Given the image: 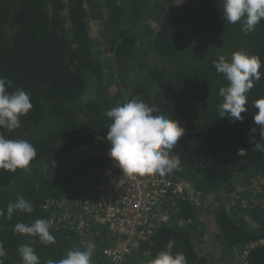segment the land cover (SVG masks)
<instances>
[{
    "label": "trees",
    "instance_id": "16d2710c",
    "mask_svg": "<svg viewBox=\"0 0 264 264\" xmlns=\"http://www.w3.org/2000/svg\"><path fill=\"white\" fill-rule=\"evenodd\" d=\"M153 1L0 0V77L13 82L10 91L25 90L33 105L19 128L0 131L31 142L37 152L27 170L0 169V209L6 213L18 196L34 208L16 211L11 220L0 217L5 264H22L18 248L29 241L40 264L85 249L77 230L54 221L55 243L47 245L14 232V226L50 221L56 206L45 204L75 196L84 176L69 158L93 133L110 144L106 111L133 99L184 127L170 156L176 158L175 171L181 169L201 193L203 212L178 197L169 221L159 223L127 264H148L173 238L174 252H183L188 264H211L204 250L209 240L220 258L240 250L242 264H264V154L252 139L264 144L253 119L254 102L264 97V19L245 34L242 21L223 20V0H199L195 8L181 0H166V6ZM154 14L158 28L143 43L134 27ZM95 30L106 49L95 48ZM241 49L260 57L262 76L247 93L244 119L233 123L228 116L218 118L219 89L228 81L214 61L220 55L230 60ZM221 192L225 197L215 202Z\"/></svg>",
    "mask_w": 264,
    "mask_h": 264
},
{
    "label": "clouds",
    "instance_id": "9594fccd",
    "mask_svg": "<svg viewBox=\"0 0 264 264\" xmlns=\"http://www.w3.org/2000/svg\"><path fill=\"white\" fill-rule=\"evenodd\" d=\"M183 3V0H181ZM180 3V4H181ZM222 18L229 24L243 22L245 34L255 30L256 25L264 19V0H223ZM216 71L223 74L228 81L226 87L219 89L223 102L218 105V118H228L235 123L242 121V113L248 111L247 93L259 82L262 73L261 59L246 50L234 52L230 60L220 55L214 61ZM13 82L0 77V129L12 132L21 126V117L28 114L33 107L30 95L22 88L10 91ZM255 125L259 126L260 139L264 140V97L258 98L253 105ZM158 109L143 100L133 99L106 111L111 118L107 128L106 139L111 147L108 155L114 166L124 175H159L164 177L177 166L176 158L170 156L171 150L184 134V127L173 118L155 114ZM256 127L250 129L255 133ZM254 149L264 154V144L254 138ZM242 149V148H241ZM239 149L238 155H243ZM35 146L23 139H10L0 131V169L15 172L18 168L27 170L36 157ZM16 211L32 213V203L23 196H18L7 204L6 213L0 209V217L6 215L11 220ZM51 221L36 219L31 224L17 223L14 232L38 237L43 244H54L55 237L50 233ZM175 239H169L166 246L153 257L148 264H188L183 252H174ZM22 264H40V259L31 241L18 248ZM94 245L89 243L83 250L71 249L60 260L48 259L46 264H93ZM5 251L0 242V264H5Z\"/></svg>",
    "mask_w": 264,
    "mask_h": 264
},
{
    "label": "built area",
    "instance_id": "2783aa9c",
    "mask_svg": "<svg viewBox=\"0 0 264 264\" xmlns=\"http://www.w3.org/2000/svg\"><path fill=\"white\" fill-rule=\"evenodd\" d=\"M110 147L95 133L77 146L69 161L84 179L74 197L48 201L45 207L56 206L50 221L77 230L85 248L94 245L96 264H127L159 223L169 221V210L178 197L187 198L200 212L203 198L181 169L164 177L124 175L109 157Z\"/></svg>",
    "mask_w": 264,
    "mask_h": 264
},
{
    "label": "rangeland",
    "instance_id": "374dc122",
    "mask_svg": "<svg viewBox=\"0 0 264 264\" xmlns=\"http://www.w3.org/2000/svg\"><path fill=\"white\" fill-rule=\"evenodd\" d=\"M197 1H199V0H183V2H187L188 5H191L192 8L196 7ZM153 2L154 3L159 2V4H161V6H166V0H154ZM177 2H179V0ZM150 17H152V18L148 19L146 17L147 20L144 19L143 22H139L134 27V30H136L137 33L141 36L143 43H146L148 41V39L150 38V35H149L150 31L156 30L158 28V23L156 21V15L154 14ZM89 23H90V21H89ZM95 32H96L95 36H98L99 35L98 32L96 30H95ZM99 38H100V36H98L97 39L95 40V43H97V44L94 43L95 48L97 47L98 49H100L101 47H103V49H106L107 48L106 44L104 43V41H102L101 38L100 39ZM102 42H103V45H102ZM99 56L102 57L101 55H99ZM111 78H113V76L108 77L107 82H110ZM239 180H240V177H237L234 179L235 186H237V187L239 185ZM215 196H214L215 199H218L219 201H221L225 197V194L221 192V194L215 195ZM215 201H217V200H215ZM204 250H205V252L208 253V255L210 257V261L212 258L211 264H242V257L243 256H242V252H240V250H235L233 252V255L224 253L223 255H221V258H220L219 257L220 256L219 251L212 244V240L205 242ZM216 254H218V256H217L218 258H216Z\"/></svg>",
    "mask_w": 264,
    "mask_h": 264
}]
</instances>
